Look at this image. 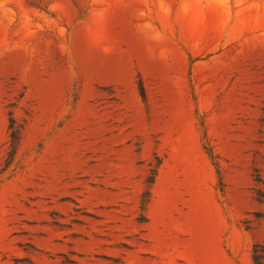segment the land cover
<instances>
[{
    "label": "rangeland",
    "instance_id": "rangeland-1",
    "mask_svg": "<svg viewBox=\"0 0 264 264\" xmlns=\"http://www.w3.org/2000/svg\"><path fill=\"white\" fill-rule=\"evenodd\" d=\"M256 250L264 0H0V264Z\"/></svg>",
    "mask_w": 264,
    "mask_h": 264
},
{
    "label": "trees",
    "instance_id": "trees-1",
    "mask_svg": "<svg viewBox=\"0 0 264 264\" xmlns=\"http://www.w3.org/2000/svg\"><path fill=\"white\" fill-rule=\"evenodd\" d=\"M141 93H142V96H144L142 88H141ZM10 128L13 129V126H11ZM11 139H12V149H13L12 153H13L15 151V149L17 148L19 141H20L19 130H13L12 131ZM254 262H255V264H263L260 260V257L257 256V250H256V254L254 256Z\"/></svg>",
    "mask_w": 264,
    "mask_h": 264
}]
</instances>
